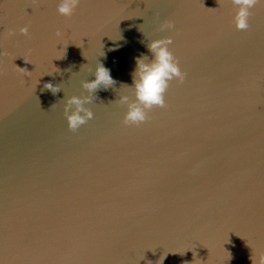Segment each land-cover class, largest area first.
<instances>
[{
    "label": "water",
    "instance_id": "water-1",
    "mask_svg": "<svg viewBox=\"0 0 264 264\" xmlns=\"http://www.w3.org/2000/svg\"><path fill=\"white\" fill-rule=\"evenodd\" d=\"M60 2L0 0V264L258 261L264 0L246 31L230 0H79L67 17ZM168 37L184 82L125 126L136 59ZM99 63L115 83L89 93ZM72 96L93 113L76 132Z\"/></svg>",
    "mask_w": 264,
    "mask_h": 264
},
{
    "label": "clouds",
    "instance_id": "clouds-1",
    "mask_svg": "<svg viewBox=\"0 0 264 264\" xmlns=\"http://www.w3.org/2000/svg\"><path fill=\"white\" fill-rule=\"evenodd\" d=\"M260 2L261 0H230V3L237 8L234 17L237 30H248L251 16L250 9ZM78 3L79 0H61L57 11L62 16H71ZM173 28V23L165 22L159 30L164 31ZM19 32L23 36H28L29 27H21ZM60 35L61 33L57 32V36ZM172 43L171 37L154 40L146 45L151 54V60H149L148 56L143 55L136 59V68L132 74L133 83L131 86L134 88L135 99L129 102V98L124 96L119 101V103L127 105V112L123 120L125 126H139L145 123L148 120L147 113L153 107H165L164 94L169 87V82L172 80H176L179 83L184 82L185 74L180 71L179 62L169 51V45ZM58 71L56 69V72ZM94 77L95 79L90 82L82 84V87L89 93H94L101 88L108 90L115 83L110 75V70L101 63L95 68ZM43 87L53 94L60 91V86L52 83H45ZM89 103H91L90 96L82 98L72 96L66 100L63 114L70 131L76 132L88 120L93 118L92 111L85 107ZM250 259L252 264H264V254L260 255L258 261L253 259L252 256Z\"/></svg>",
    "mask_w": 264,
    "mask_h": 264
}]
</instances>
